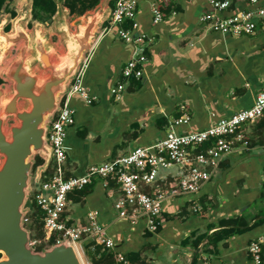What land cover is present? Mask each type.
Wrapping results in <instances>:
<instances>
[{"label":"crops","instance_id":"1","mask_svg":"<svg viewBox=\"0 0 264 264\" xmlns=\"http://www.w3.org/2000/svg\"><path fill=\"white\" fill-rule=\"evenodd\" d=\"M105 1L112 10L115 0H100L86 13ZM154 1L163 15L160 24H153L151 3L141 2L135 23L126 21L113 28L87 55L83 83L94 100L87 104L78 95L71 99L76 114L65 143L66 179L82 177L90 166L156 145L164 140L170 123L181 117L189 122L175 128L178 134L226 121L253 107L257 95L264 92V34L236 37L210 31L200 17L215 15L211 0ZM227 1L230 7L219 17L264 7V0L256 5L250 0ZM33 4L34 0H6L5 15L16 16ZM134 24V36L146 37L147 62L140 80H127L122 69L136 47L118 32L131 31ZM119 84L124 91L115 99L110 90ZM240 135L241 140L231 138L232 151L208 170L211 178L197 193L164 203L156 234L146 231L144 221L132 227L119 220L115 204L121 189L100 179L83 195L67 199L63 220L83 225L88 214L97 212L100 226L115 244L112 253L124 256L128 264H247V247L264 239V115L245 125ZM210 146L206 143L201 149ZM177 173L178 167L161 170L158 184L174 185ZM142 190L150 194L152 187ZM84 253L92 264L95 252L85 248Z\"/></svg>","mask_w":264,"mask_h":264},{"label":"built area","instance_id":"2","mask_svg":"<svg viewBox=\"0 0 264 264\" xmlns=\"http://www.w3.org/2000/svg\"><path fill=\"white\" fill-rule=\"evenodd\" d=\"M145 1L151 3L153 24H160L163 21V15L157 1L115 0L109 20L101 30V36L107 35L113 28L126 21L135 23L138 6ZM250 3L256 5L258 0H250ZM212 4L215 6V15L204 14L200 17V22L210 31L236 37H252L258 32L264 34V7L241 11L223 18L218 15L229 9V1L212 2ZM135 28L134 24L131 31L118 32L123 41L134 44L136 47L133 56L122 69V76L127 80H140L143 75V65L147 62L146 37H135ZM86 62L87 59L62 100L61 108L50 122L48 145L52 149L51 164L47 172L41 174L36 183L38 186L36 188L31 186L27 204L30 212L24 218L26 226L30 222L29 214L33 212L32 204L35 203L43 213L44 244L47 245L50 240L54 242L52 245H59L65 241L75 247L81 260L86 242L92 241L111 251L114 250L115 244L107 236L106 229L100 226L97 212L88 214L83 225H68L63 220L67 197L70 193L87 188L98 179L103 180L106 185L114 182L119 185L122 194L115 204L118 219L126 221L132 227L144 221L146 231L156 234L164 203L182 194L197 193L211 178L208 170L215 169L220 159L232 151L231 138L237 136L241 140L242 128L247 124H253L264 115V92H260L253 107L239 111L226 121L215 123L198 132L176 133V127L189 122V118L184 116L170 123L164 140L156 145L138 148L111 162L90 166L82 177L66 179L65 143L68 129L74 125L76 114L71 106V99L78 95L87 104L93 103L94 100L83 83ZM123 91L124 86L119 84L112 88L110 93L115 99H119ZM206 143L211 144L210 148L204 152L199 151ZM171 167H178L177 182L169 187L158 184L159 172ZM143 186H151L152 192L150 194L144 192ZM30 245L34 247L32 242ZM263 246L264 239L250 243L247 247L249 256L247 264H264ZM114 255L117 263H127L121 254Z\"/></svg>","mask_w":264,"mask_h":264},{"label":"water","instance_id":"3","mask_svg":"<svg viewBox=\"0 0 264 264\" xmlns=\"http://www.w3.org/2000/svg\"><path fill=\"white\" fill-rule=\"evenodd\" d=\"M53 1L57 7L53 31L61 38L62 52L51 43L42 25L28 30L32 5L15 17L5 15L6 5L0 11V70L10 85L0 86V264H83L75 247L65 241L36 251L30 245L24 218L30 212L27 204L37 158L43 163L36 183L51 164L50 122L101 37L112 10L105 1L71 22L72 14L63 0Z\"/></svg>","mask_w":264,"mask_h":264},{"label":"trees","instance_id":"4","mask_svg":"<svg viewBox=\"0 0 264 264\" xmlns=\"http://www.w3.org/2000/svg\"><path fill=\"white\" fill-rule=\"evenodd\" d=\"M6 0H0V10L2 6L4 5ZM224 1V0H223ZM100 0H66L64 3V6L69 9L72 16L81 17L86 12L93 10L98 4ZM55 4L51 0H34L33 4V11H39L44 14L53 15L56 13ZM15 16V15H14ZM38 18V17H36ZM72 101V100H71ZM72 106V104H71ZM73 107V106H72ZM200 151H205L200 149ZM42 160L38 159L36 165L40 166L42 165ZM88 187V186H87ZM87 190L85 187L84 189L80 191H73L70 193L67 197L72 198L74 195H83L84 191ZM145 191V190H144ZM146 192V191H145ZM74 194V195H72ZM33 206V212L30 215V223L32 226H36L39 230H43V232L40 234L41 237H45L44 227H43V213L41 210L35 205V203L32 204ZM159 221V220H158ZM158 224V230L160 229V222ZM157 230V231H158ZM53 240H50L47 244V248L51 247L53 244ZM92 249L95 253L94 256H92V264H124V263H117L115 261V255L112 253L111 250L106 249L103 246L96 245L94 242H86L84 249ZM42 249H39L37 251H41ZM262 254H264V247L262 248ZM126 259V258H125ZM127 261V259H126ZM128 264V261L127 263Z\"/></svg>","mask_w":264,"mask_h":264},{"label":"rangeland","instance_id":"5","mask_svg":"<svg viewBox=\"0 0 264 264\" xmlns=\"http://www.w3.org/2000/svg\"><path fill=\"white\" fill-rule=\"evenodd\" d=\"M36 17H38V18H36ZM53 18L54 17L51 18V15H48V14L44 15V13L34 10L32 12L30 21L27 23V28H28L29 31H31L33 25H38V24L42 25L44 27V31L50 35L51 43H53L58 48V50H60L62 52L63 51L62 50L63 46H62V44L60 42L61 38H60V36L56 35L55 32L53 31ZM79 19H82V18H73L72 17L70 19V21L74 22V21L79 20ZM45 20L48 22L49 26H46L45 24H43V22ZM49 22H51V23H49ZM12 55H13L12 57H14L16 55V53L12 54ZM36 70L39 71V73H41L42 75L45 74L44 72L40 71L39 69H36ZM2 72H3V70L1 69L0 70V78L3 81L2 85L6 86V87H9L10 86L9 82L5 81L2 78V76H1ZM10 123L12 124L14 122L10 121L9 124ZM37 160H38V158H37ZM38 168H39V166L36 165L34 170H33V173H32L33 181L31 183V186L33 188H36L38 186L36 184V179H37L36 178V173L38 171ZM31 195H32V193H31ZM30 215L31 214H29V216ZM26 228L30 231V239H31V242L34 244V248H35L36 251L39 250V249H42V250L48 249L47 248L48 246L46 244H44V242H43V237L40 236V234L43 232L42 229L39 230L36 226H32V224L30 222L26 225ZM0 258H1V255H0ZM82 260H83L84 264H89L88 260L85 257V253L82 254Z\"/></svg>","mask_w":264,"mask_h":264},{"label":"flooded vegetation","instance_id":"6","mask_svg":"<svg viewBox=\"0 0 264 264\" xmlns=\"http://www.w3.org/2000/svg\"><path fill=\"white\" fill-rule=\"evenodd\" d=\"M13 17H15V16H13ZM49 23H51V22H49ZM43 24H45L46 26H49L47 21H44ZM15 53H16V52H15V50H14L13 54H15ZM2 84H3V81H2V79L0 78V85H2Z\"/></svg>","mask_w":264,"mask_h":264},{"label":"bare ground","instance_id":"7","mask_svg":"<svg viewBox=\"0 0 264 264\" xmlns=\"http://www.w3.org/2000/svg\"><path fill=\"white\" fill-rule=\"evenodd\" d=\"M212 2H215V3H221V2H217V1H215V0H211V5H212V7H213V9H215V6H214V4H212ZM87 59V58H86ZM85 63V62H84ZM84 65V64H83Z\"/></svg>","mask_w":264,"mask_h":264}]
</instances>
